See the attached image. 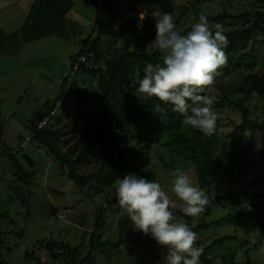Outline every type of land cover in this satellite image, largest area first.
Masks as SVG:
<instances>
[{"label":"rangeland","instance_id":"rangeland-1","mask_svg":"<svg viewBox=\"0 0 264 264\" xmlns=\"http://www.w3.org/2000/svg\"><path fill=\"white\" fill-rule=\"evenodd\" d=\"M177 1L182 3L186 0ZM152 2L118 0L114 5L117 25L133 16L138 8ZM254 3L255 0H212L203 4V11L205 16L224 12L227 17L254 14L258 10ZM71 4L74 1L66 4L61 0H22L0 9V32H10L14 38L8 37L5 39L8 41L0 43V251L8 263L13 261L12 264H37L39 261L42 264H167L164 259L167 249L150 234L145 235L134 227L120 245H110L104 251L99 248L93 250L92 257L81 261L80 258L88 256L92 250L90 233L95 225V212L107 203V197L116 195L115 184L93 188L81 186L66 172H61L55 160L33 140L35 128L32 119L40 113L48 98L49 106L46 105L45 109L54 108L53 115L49 117L52 122L77 113L78 102L72 96V89L55 93L58 81L64 79L67 84V78L73 75L75 82L82 87L95 81L91 74L67 65L69 59L79 54L84 37L90 34L84 21L85 14L71 8ZM236 20L229 18L224 22L232 24L229 28L242 26L243 22ZM198 21L196 15L181 16L177 12L174 16L176 30L181 34H187ZM112 40V37L102 35L104 51L110 49ZM115 44L121 46L120 42ZM247 53L234 65L224 67L215 84L205 89V95L213 99V108L222 119L218 132L222 140L229 139L236 124L241 123L242 114L230 103L223 107L217 105L221 99L219 87L226 88L228 95L237 100L249 93L247 88L244 92L238 89H242L249 65L258 72L264 70V35L251 42ZM108 62V58L103 59L101 67L106 69ZM247 106L254 119L264 121L262 98L252 94ZM243 132L237 136L241 137ZM245 132L239 141L241 145H238L247 152H241L237 166L224 172L210 193L200 187L194 161L187 154L173 152L164 141L155 143L150 152L149 169L154 180L161 183L176 203L172 211L178 220L185 221L194 231L193 227L204 216L208 224L204 228L207 245L217 237L234 236L223 247L210 253L216 264L224 261L223 255L228 257L231 253L236 264L249 259L264 264L261 232L257 221L251 218L252 205L264 200L229 199L210 203V195L215 199L232 189L264 192L263 134H254V142L250 145L252 131L247 129ZM243 165L247 167L243 168ZM177 167L192 178L195 186L205 191L210 203L199 217H193V224L181 214L183 203L171 193L172 173ZM241 168L244 169L241 178L232 184L231 179ZM137 176L142 177L140 174ZM124 213L118 203L107 212L104 239H119L118 223ZM62 244H67L68 248L61 249ZM54 252L59 253L54 256ZM71 254L74 255L73 262L70 261ZM199 264H203L201 258Z\"/></svg>","mask_w":264,"mask_h":264},{"label":"trees","instance_id":"trees-1","mask_svg":"<svg viewBox=\"0 0 264 264\" xmlns=\"http://www.w3.org/2000/svg\"><path fill=\"white\" fill-rule=\"evenodd\" d=\"M97 10L96 25L85 36L78 55L72 59L70 67L80 61L83 56L88 61L80 64L78 69L89 73L94 78L90 86H81L73 80L64 83L63 93L72 89V96L78 102L77 113L69 114L57 122H52L54 108L45 100L40 113L32 119L35 128L33 140L55 160L61 172H66L70 179L81 186L93 188L96 186L112 185L120 176L126 174L141 175L154 180L153 172L149 169L150 152L155 143L164 141L173 152L187 154L194 161L198 182L201 188L208 189L209 193L219 177L224 172L232 171L241 160V144L239 141L250 129L252 135L250 145L254 142V134L261 132L264 147V121L254 119L250 114L247 101L252 94L264 100V70L258 72L253 65L245 71V80L242 81L240 92L246 88L249 93L237 100L228 95L229 91L220 86L221 99L217 101L219 107L230 103L241 111L242 120L236 124L235 130L229 139L222 140L219 129L222 119L218 115L216 131L211 136H206L198 130L182 123L183 116L174 112L171 104L165 105L157 98L145 99L137 91L139 82L144 76V69L148 63L157 64L163 61V54L159 50L147 47L156 37L155 19L152 16L153 6L160 11L172 14L173 18L178 13L181 16L196 15L199 19L204 15L203 4L212 0H153L149 5L137 9V12L121 25H117L115 3L118 0H92ZM258 8L254 14L242 13L227 17L226 12L206 16L210 24H220L224 34L227 35L229 44L225 49L228 56V65H234L239 59L248 55V47L257 37L264 35V0H255ZM227 17V18H226ZM232 18L235 22L240 19L243 24L237 28H229L232 24L224 21ZM224 22V25L221 24ZM226 25V26H225ZM231 27V26H230ZM102 35L112 37L110 49L106 52L102 46ZM120 42L121 46H116ZM108 58L106 69L101 67L103 59ZM94 61L95 67L90 61ZM226 66V67H227ZM245 83V86H244ZM205 90L201 95H205ZM160 104L163 112H156L155 106ZM65 119V120H64ZM44 121H47L43 124ZM43 124V125H42ZM244 131V132H243ZM242 133L241 137L237 136ZM231 139V140H230ZM240 144V145H238ZM247 152L246 149H244ZM173 167V165H169ZM247 165H243V168ZM244 169H240L231 179V183L238 181ZM24 176V175H23ZM22 176V177H23ZM218 200L242 201L256 199L264 200V192H252L247 189L230 192L212 198ZM118 203L117 196L107 197V203L97 208L95 212V225L90 233L91 253L80 258L81 261L92 257L93 250L104 251L110 245L118 246L133 229V224L125 212L119 220V239L112 241L104 239L107 227V212ZM209 203V204H210ZM251 218L255 219L261 232L264 243V202L252 205ZM184 216L182 210L180 211ZM211 210L208 211L210 213ZM188 223L193 224V217L184 216ZM202 216L195 224L194 231L199 239L197 246L204 249L201 255L203 264H216L215 258L210 253L223 247L234 236L217 237L209 245L204 240V228L208 227ZM51 249H55L53 246ZM68 248L62 244L61 249ZM59 252H54V256ZM28 255V252H27ZM230 256L223 255L224 261L220 264H236ZM70 261H74L71 254ZM80 261V262H81ZM37 264H42L38 262ZM243 264H258L249 259Z\"/></svg>","mask_w":264,"mask_h":264},{"label":"clouds","instance_id":"clouds-1","mask_svg":"<svg viewBox=\"0 0 264 264\" xmlns=\"http://www.w3.org/2000/svg\"><path fill=\"white\" fill-rule=\"evenodd\" d=\"M153 8L156 37L147 47L159 50L163 61L146 65L137 91L145 99L155 97L165 105L171 104L172 110L183 116L184 125L211 136L216 131L218 115L213 99L201 93L215 84L228 64V37L222 25L210 24L203 14L187 34H181L172 14L155 5ZM155 111L165 109L157 104ZM172 176L171 193L183 203L184 216L199 217L209 203L205 191L195 186L180 167ZM114 184L118 204L134 228L150 234L167 249V264H199L204 252L202 246H197L199 236L185 221L178 220L172 211L177 205L159 181L128 174Z\"/></svg>","mask_w":264,"mask_h":264},{"label":"water","instance_id":"water-1","mask_svg":"<svg viewBox=\"0 0 264 264\" xmlns=\"http://www.w3.org/2000/svg\"><path fill=\"white\" fill-rule=\"evenodd\" d=\"M20 1H22V0H0V9L7 7L9 5H15V4L19 3ZM61 1L65 2L66 4L69 1L77 2L76 8H78L82 13L92 15L93 21L96 24L97 11H96V8H94L91 0H61ZM40 2H42V0H40ZM61 87H62V84L60 85V87L58 84H56L55 85V93H58L59 88H61Z\"/></svg>","mask_w":264,"mask_h":264},{"label":"flooded vegetation","instance_id":"flooded-vegetation-1","mask_svg":"<svg viewBox=\"0 0 264 264\" xmlns=\"http://www.w3.org/2000/svg\"><path fill=\"white\" fill-rule=\"evenodd\" d=\"M92 1V0H91ZM69 3V2H68ZM76 4H77V2H74V4H71V8H76ZM92 4H93V6H94V3H93V1H92ZM94 8H95V6H94ZM77 10H79L78 8H76ZM97 11V10H96ZM85 14V13H84ZM97 20V19H96ZM84 21H85V23H86V26H87V30H91L96 24L94 23V21H93V16L92 15H89V14H85V18H84ZM87 30H85V31H87ZM84 38H86V37H84ZM72 63V59H69V61H68V63H67V65L68 66H70V64ZM61 81V82H60ZM60 81H58L56 84H58L59 85V87H60V85L62 84V87H63V85H64V83H65V80L63 79V80H60ZM62 87L61 88H59V91L58 92H60V90H62Z\"/></svg>","mask_w":264,"mask_h":264},{"label":"built area","instance_id":"built-area-1","mask_svg":"<svg viewBox=\"0 0 264 264\" xmlns=\"http://www.w3.org/2000/svg\"><path fill=\"white\" fill-rule=\"evenodd\" d=\"M84 61H88L87 60V57H85V56H83L82 58H81V60L80 61H78V62H76L75 63V66L73 67L76 71L79 69V67H80V64L82 63V62H84ZM90 63H92V64H94L95 65V67H97L98 65L92 60V61H90ZM74 76V75H73ZM73 76L70 78V81L69 82H71L72 80H73ZM67 90H69V89H67ZM47 121H44L43 122V124H45ZM42 124V125H43ZM10 263V262H9ZM8 263V261H6V259L3 257V254L1 253L0 254V264H9Z\"/></svg>","mask_w":264,"mask_h":264},{"label":"crops","instance_id":"crops-1","mask_svg":"<svg viewBox=\"0 0 264 264\" xmlns=\"http://www.w3.org/2000/svg\"><path fill=\"white\" fill-rule=\"evenodd\" d=\"M9 35H10V32H6V31L3 32V31H1V32H0V43H1V41H3L4 43H5V41H8V40H5V39L8 38V37H9L11 40L14 39V38L12 37L13 35H10V36H9ZM9 38H8V39H9ZM2 252H3V251H0V254H1ZM25 253H26V251H25ZM25 253H24V254H25ZM25 255H26V254H25ZM12 263H13V261H12ZM12 263H9V264H12Z\"/></svg>","mask_w":264,"mask_h":264}]
</instances>
